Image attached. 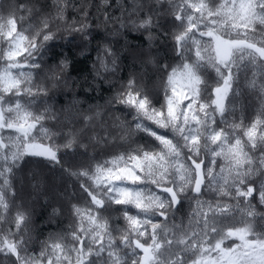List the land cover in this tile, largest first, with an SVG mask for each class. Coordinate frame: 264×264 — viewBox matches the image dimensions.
Returning a JSON list of instances; mask_svg holds the SVG:
<instances>
[{"label": "snow or ice", "instance_id": "obj_1", "mask_svg": "<svg viewBox=\"0 0 264 264\" xmlns=\"http://www.w3.org/2000/svg\"><path fill=\"white\" fill-rule=\"evenodd\" d=\"M108 2L42 0L38 8L19 6L28 13L18 18L19 27L14 15L0 22V264H189V253L191 264H264V229L257 228V221H264L258 210L264 207V31L256 35L257 26H264V0H167L164 16L177 29L173 51L181 63L162 66L167 72L163 96L157 98L132 76L113 97L132 114L119 140L127 143L136 133L151 138L135 148L115 143L99 106L56 112L50 103V90L71 87L72 79L64 75L68 57L58 65L46 63L51 46L78 38V47L87 49L98 27L88 8L100 12ZM164 3L131 0L127 7L120 5L119 17L105 11V23L118 22L109 35L129 28L151 31ZM70 9L79 19L68 18ZM33 17L38 23L25 26ZM95 51L94 78L115 73L117 51L109 43ZM144 63L155 59L149 53ZM243 91L261 105L248 124L243 116L235 119L234 100ZM50 121L58 122L59 131L49 127ZM98 125L103 136L95 132ZM60 138L63 144L57 143ZM89 144H111L99 154L107 158L89 153ZM69 154L79 157V171L64 167ZM27 157L86 178L80 189L87 206H72L78 225L70 240L60 236L58 242H45L38 255L29 251L31 213L22 193L47 195L48 189L42 190L39 174L21 177ZM185 203L195 225L191 231L182 219L176 223ZM60 211L53 208L54 215ZM120 218L123 228L116 223Z\"/></svg>", "mask_w": 264, "mask_h": 264}, {"label": "trees", "instance_id": "obj_2", "mask_svg": "<svg viewBox=\"0 0 264 264\" xmlns=\"http://www.w3.org/2000/svg\"><path fill=\"white\" fill-rule=\"evenodd\" d=\"M149 0H139V3L147 5ZM220 0H211L212 4L219 3ZM42 0H0V22H6L7 19L13 17L18 19L21 15L28 17L26 11L20 10V5L26 7L37 8L41 6ZM77 3H88L90 5H96L100 3V0H77ZM131 3V0H109L108 4L103 6L100 12H97L95 7H89L88 11L91 16V22L93 25H98L95 28V39L89 45L87 49L78 47L80 40L77 38L73 43L69 44L67 41H57L51 46L48 55L45 57V61L48 65H58L59 62L68 57L71 61L69 68L65 72V79L69 77L71 87H65L62 84L55 89H51L49 95L51 97L50 103L53 105L56 112H61L63 108L76 107L87 111L91 106L93 111L96 106L100 107V110L105 113V122L108 132L112 136L117 137L116 144H124L127 147L129 144L135 148L138 145H143L150 142L151 138H148L143 133H136L131 135L125 143V141L119 140L121 135L128 130L132 124V114L129 110L123 108L114 102L113 97L115 93L120 90V85L127 82V80L135 76L139 82V76L143 78V84L147 86L153 93L157 95V98L162 97L164 93V87L166 82L167 72L163 70V65L176 66L181 61L175 55L173 51L174 41L172 34L177 31L171 25V17L164 16V11L169 9L167 0L160 10L158 16L153 17L156 22L151 31H145L143 29L137 31L131 28L120 31L119 35L111 36L109 33L113 32L118 27V22L109 21L104 22V12L106 11L110 17H119L121 14L120 5L127 7ZM143 15V13L141 14ZM67 16L69 19L76 17L79 19V14L72 11H68ZM18 19V27H19ZM25 26L28 23L34 25L38 23V17H33L25 20ZM264 31V26H257L256 35L259 37L261 32ZM165 33H168L165 36ZM107 37V39H105ZM151 37V39H149ZM103 43H109L112 48L117 51L118 69L115 73H102L103 79L94 78L95 69L99 68L97 63V52L95 49L98 45ZM2 46V45H0ZM155 59V64H151L150 69L144 63V56L147 54ZM130 59H136L135 63H131ZM207 77L209 83H215V73L212 69H207ZM251 76V73H249ZM50 87V82H49ZM110 101L112 103H110ZM161 102L162 99H161ZM236 105L235 119L239 122L241 116L244 117V123L248 124L255 116L256 111L260 108V100L254 96L250 91H243L240 96L234 100ZM72 104V106H71ZM159 105H157L158 107ZM119 118V119H117ZM124 123V129H121L119 125ZM113 125H116L115 127ZM81 125L76 124L75 127L79 128ZM49 127L59 131V124L57 121H50ZM67 129H65L66 131ZM134 131V129H133ZM242 129H238V134H242ZM95 132L103 136L105 134L104 129L99 127L95 128ZM91 135V132H89ZM246 140V137H244ZM87 142V141H85ZM58 144H63L62 138L57 139ZM111 148V144L107 145H94L89 144L88 152L98 154L100 160L106 159L107 155H99L105 152V149ZM123 148H116L113 151H123ZM64 150L61 149V154ZM79 157H73L71 154L65 157L64 167L70 171H79ZM24 171L20 174L21 177H25L27 173H36L41 177L42 190L48 189L47 195H40L35 193L24 196V204L28 211L31 213V221L29 224V233L31 236V243L29 244V251L32 254L38 255L41 251V247L45 242H58L57 237L64 236L65 242L70 240V232L74 226L78 225V218L72 211V206L86 207L85 201L88 199L86 194L80 189V183L85 182L86 178H77L75 176H69L63 172L59 167L50 168L48 163L39 158L27 157L26 163L23 165ZM69 190V191H68ZM27 191H31L29 187ZM64 193L66 196L65 201H61L60 197L56 193ZM33 198V201L32 199ZM211 196L206 195L205 199H211ZM53 208H59L61 211L59 214H53ZM260 212H264V207L258 209ZM191 207L188 203H185L181 212L176 214V223L179 224L180 220H183V228L187 231H191L195 225L189 223V213ZM105 215H108L105 213ZM114 216H118V213H114ZM121 228L125 227V221L120 218L116 220ZM3 227V225H0ZM258 230L264 229V221H257ZM114 235H118L115 234ZM232 241H226V245H230ZM3 257H0L2 260ZM187 259L191 264V253L188 254Z\"/></svg>", "mask_w": 264, "mask_h": 264}, {"label": "rangeland", "instance_id": "obj_3", "mask_svg": "<svg viewBox=\"0 0 264 264\" xmlns=\"http://www.w3.org/2000/svg\"><path fill=\"white\" fill-rule=\"evenodd\" d=\"M146 57H147V55L146 56H144L143 58L144 59H146ZM130 61H131V63H135V61H136V59H130ZM150 69H152V67H151V64H146ZM153 65V64H152ZM139 79L141 80V82H143V78H141V76H139ZM71 106H72V104H71ZM95 145V144H94ZM220 163H222V161H220ZM31 191H32V189H31ZM69 191V190H68ZM56 193H57V191H56ZM33 194H34V196L33 197H35L36 195H35V192H33ZM58 194V197H60V200L61 201H65V198H66V196L64 195V193H57ZM32 199V201H33V198H31Z\"/></svg>", "mask_w": 264, "mask_h": 264}]
</instances>
